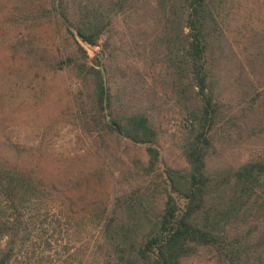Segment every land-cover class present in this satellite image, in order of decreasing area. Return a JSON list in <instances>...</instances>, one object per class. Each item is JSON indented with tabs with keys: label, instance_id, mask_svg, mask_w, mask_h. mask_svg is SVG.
Masks as SVG:
<instances>
[{
	"label": "trees",
	"instance_id": "16d2710c",
	"mask_svg": "<svg viewBox=\"0 0 264 264\" xmlns=\"http://www.w3.org/2000/svg\"><path fill=\"white\" fill-rule=\"evenodd\" d=\"M46 2L31 17L56 22L63 58H47L27 30L13 47L68 71L73 115L105 155L98 171L71 179L86 187L101 179L112 190L109 201H95L101 264H264V153L227 155L230 144L264 141V0ZM91 47L99 53L91 56ZM172 117L184 164L161 169ZM125 145L143 146L145 156L127 162ZM2 157L0 192L13 206L26 186L51 190L35 169L24 179ZM10 224L0 264L15 254L19 227Z\"/></svg>",
	"mask_w": 264,
	"mask_h": 264
},
{
	"label": "rangeland",
	"instance_id": "374dc122",
	"mask_svg": "<svg viewBox=\"0 0 264 264\" xmlns=\"http://www.w3.org/2000/svg\"><path fill=\"white\" fill-rule=\"evenodd\" d=\"M47 5L46 0H0V158L2 155L17 162L24 179H29V170L35 169L36 174H31L52 186L45 194L37 191L41 187L37 183L35 193L33 187L26 186V194L17 197V206L0 192V250L9 237L6 227L15 222L19 236L9 264H101L102 253L96 245L101 219L95 201L101 197L109 201L113 194L101 179L87 187L71 181L79 170L98 171L103 154L80 130L73 115L70 101L74 80L65 68L49 66L43 58L30 60L24 50L17 53L13 47L24 37L18 31L27 30L25 38L35 42L47 58L55 56L56 62L63 58L56 22L47 15L42 20L31 17ZM23 16L28 19L21 23ZM99 51V47H91L90 54L95 56ZM253 118L255 124L259 116ZM175 123V117L168 119L162 133L161 169L184 164L172 136ZM4 143L12 144L17 152L4 147ZM231 146L227 152L231 159L264 153V141L242 144L234 150ZM120 149L127 162L130 157L145 156L143 146L125 145ZM107 160L114 169L122 166L123 160ZM2 164L0 159V179L4 174ZM58 178L65 179V184ZM45 214L48 230L41 223Z\"/></svg>",
	"mask_w": 264,
	"mask_h": 264
}]
</instances>
